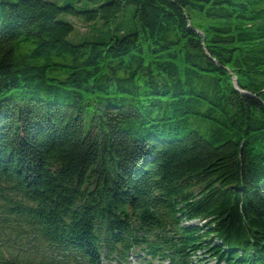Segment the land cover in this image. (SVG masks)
<instances>
[{"label": "trees", "instance_id": "16d2710c", "mask_svg": "<svg viewBox=\"0 0 264 264\" xmlns=\"http://www.w3.org/2000/svg\"><path fill=\"white\" fill-rule=\"evenodd\" d=\"M76 3L0 2V264H264V0Z\"/></svg>", "mask_w": 264, "mask_h": 264}, {"label": "rangeland", "instance_id": "374dc122", "mask_svg": "<svg viewBox=\"0 0 264 264\" xmlns=\"http://www.w3.org/2000/svg\"><path fill=\"white\" fill-rule=\"evenodd\" d=\"M17 0H0V2L4 3H14ZM50 1L54 4H56L59 7L65 6V5H70L74 7L77 10H82L84 9V5L81 3L78 4L76 3V0H47ZM103 2H107L108 0H102ZM131 13H132V7H127L124 12L122 13L123 15L118 16L112 23L110 24V27H119L120 29L124 30L126 29V26L130 25V18H131ZM59 21H65L74 27L73 32L70 34L68 40L72 44H79L84 41H89L93 40L95 38V35H97V31L99 32L101 30H94L93 32L90 30L91 29V22L87 23L85 22L80 16H72V15H67L65 13H61L58 18ZM98 27L99 23L97 24ZM105 30V28L103 27ZM96 32V33H95ZM232 80L235 81V77H232ZM235 84V83H234ZM1 233V231H0ZM136 257L130 258L129 262L131 264H138V261L136 260ZM199 264H205L202 262H199ZM208 264H212L210 261Z\"/></svg>", "mask_w": 264, "mask_h": 264}]
</instances>
